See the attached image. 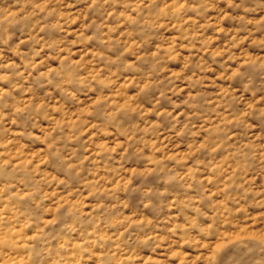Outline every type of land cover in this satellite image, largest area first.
Segmentation results:
<instances>
[{
	"label": "rangeland",
	"instance_id": "1",
	"mask_svg": "<svg viewBox=\"0 0 264 264\" xmlns=\"http://www.w3.org/2000/svg\"><path fill=\"white\" fill-rule=\"evenodd\" d=\"M0 264H264V0H0Z\"/></svg>",
	"mask_w": 264,
	"mask_h": 264
}]
</instances>
